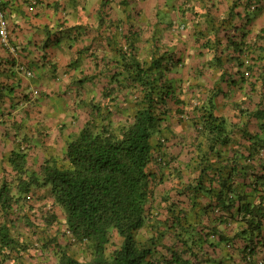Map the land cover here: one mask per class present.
<instances>
[{
  "label": "trees",
  "instance_id": "1",
  "mask_svg": "<svg viewBox=\"0 0 264 264\" xmlns=\"http://www.w3.org/2000/svg\"><path fill=\"white\" fill-rule=\"evenodd\" d=\"M258 4L249 0V10ZM128 43L120 52V87L104 90L102 101L85 106L87 119L81 127L74 124L69 139L61 147L56 145L54 152L44 142L35 143V152L40 148L47 152L38 167L30 156L29 139L23 140L27 147L18 145L10 152L8 162L13 174L0 185V264H35L26 257L29 243L11 216L16 205L35 200L33 190L46 188L54 208L41 213L45 224H64V235L69 242L84 245L91 257L76 258L62 249L58 240L62 249L59 260L40 264H152L163 233L154 231L156 224L149 223L154 218L161 221L158 176L163 178L166 169L174 179L180 180L177 196L194 195V199L207 200L203 209L208 211V217L202 218L201 202L197 200L185 206L180 197L173 201L169 197L162 199L171 214L167 224L183 230L178 234L181 241L186 245L205 242L237 245L242 240L246 263L261 264L264 259L259 255L264 247V93L255 109L246 100L239 105L243 121L236 124L217 113V96L222 89L205 93L207 97L202 96L201 105L193 109L195 138L189 146V160H178L165 152L171 139L162 132L171 117L169 103L175 104L178 115L186 113L185 99L178 97L168 79L179 61L168 51L153 53L151 59L142 58L135 43ZM231 44L234 52L228 61L241 68L242 81L249 77L247 81L254 92L260 80L264 85V68L255 71L249 52L244 50L245 41L237 35ZM216 61L224 68L219 81L225 85L233 73L225 67L221 56ZM26 70L30 71L21 68L25 73ZM75 110L83 111L79 107ZM66 127L63 125L61 130ZM237 128L243 131L240 142L234 136ZM235 140L238 144L232 149ZM239 178L247 189L236 192ZM252 195L256 201L251 200ZM190 212L198 220L192 221ZM27 217V225L31 226V217ZM232 220L240 223L236 232L220 228V224L229 228ZM146 225L153 227V235H146ZM175 257L172 264H192Z\"/></svg>",
  "mask_w": 264,
  "mask_h": 264
},
{
  "label": "crops",
  "instance_id": "2",
  "mask_svg": "<svg viewBox=\"0 0 264 264\" xmlns=\"http://www.w3.org/2000/svg\"><path fill=\"white\" fill-rule=\"evenodd\" d=\"M250 1L259 3L258 7L249 10V0H4L14 50L0 42V185L5 177H12L8 157L16 146L27 147L23 140H30L31 158L35 159L39 141L55 152L69 139L74 124L87 119L75 109L102 101L104 90L120 87V52L129 41L135 43L142 58L168 51L179 61L168 79L178 97L185 99L186 113L178 115L175 104L169 103L171 117L162 132L171 139L165 148L169 156L189 160V146L195 138L193 109L214 88L222 89L217 113L233 124L241 123L239 105L246 100L255 109L264 93L262 80L253 92L249 77L242 81L241 68L228 61L234 52L231 41L237 35L245 41L244 50L249 52L255 71H263L264 0ZM217 56L233 73L225 85L219 81L224 68ZM24 67L33 74L21 71ZM63 125L67 127L61 130ZM234 136L242 141L243 131L235 129ZM242 151L246 153L244 148ZM158 177L161 221L154 218L149 224L155 223L154 231L160 230L163 236L152 264H172L174 255L192 264H247L242 240L237 245L184 244L178 235L183 230L167 224L171 214L162 199L180 197L185 206L197 200L202 218L208 217L203 209L207 200L177 196L180 180L168 169L163 178ZM241 180L237 179L236 192L247 189ZM251 200L256 201V196ZM190 217L198 220L193 212ZM228 226L220 224L221 229L233 233L240 223L232 220ZM152 228L146 225V235H153ZM260 252L264 256V247Z\"/></svg>",
  "mask_w": 264,
  "mask_h": 264
},
{
  "label": "rangeland",
  "instance_id": "3",
  "mask_svg": "<svg viewBox=\"0 0 264 264\" xmlns=\"http://www.w3.org/2000/svg\"><path fill=\"white\" fill-rule=\"evenodd\" d=\"M80 116L87 118L86 107L80 113ZM83 122V119L78 122L76 128L81 127ZM41 152L43 153V151L35 152L34 166L38 167L42 158L46 157V154H42ZM33 193H35V200L32 199L30 202L26 201L16 205V209L11 216V218L13 217V219L15 218L17 220L18 230L24 233L25 239L29 243L28 253H26L29 262L40 264L41 262L57 261L60 258L63 248L80 260H88L91 257L89 250L84 245L69 242L68 236L64 235V224L60 223L52 226L45 224L41 213L54 208L49 190L47 188L42 191L35 189ZM31 195L34 196L33 194ZM42 199L46 201L43 202ZM32 208H35V211H32ZM58 213L60 219L63 220L64 216L62 211L59 210ZM29 215L31 217V226L27 225L29 220L27 216ZM58 240L62 245V249L57 244ZM115 240L117 242L120 241L118 237Z\"/></svg>",
  "mask_w": 264,
  "mask_h": 264
},
{
  "label": "built area",
  "instance_id": "4",
  "mask_svg": "<svg viewBox=\"0 0 264 264\" xmlns=\"http://www.w3.org/2000/svg\"><path fill=\"white\" fill-rule=\"evenodd\" d=\"M4 0H0V42L5 46L9 47L11 50H14V47L12 46L10 42L9 37V21L6 15V12L4 10ZM33 10V6L31 7ZM27 75H32L31 71L26 70ZM261 264L264 263V259L260 261Z\"/></svg>",
  "mask_w": 264,
  "mask_h": 264
}]
</instances>
